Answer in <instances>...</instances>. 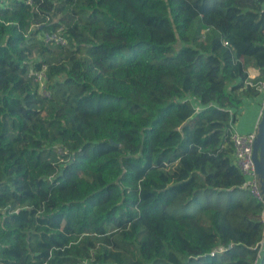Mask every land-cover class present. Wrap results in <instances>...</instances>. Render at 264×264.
<instances>
[{
    "label": "trees",
    "instance_id": "16d2710c",
    "mask_svg": "<svg viewBox=\"0 0 264 264\" xmlns=\"http://www.w3.org/2000/svg\"><path fill=\"white\" fill-rule=\"evenodd\" d=\"M258 82L261 0H0V264H264Z\"/></svg>",
    "mask_w": 264,
    "mask_h": 264
},
{
    "label": "built area",
    "instance_id": "2783aa9c",
    "mask_svg": "<svg viewBox=\"0 0 264 264\" xmlns=\"http://www.w3.org/2000/svg\"><path fill=\"white\" fill-rule=\"evenodd\" d=\"M261 2H262V7L264 9V0H261ZM42 40L46 43L53 45H60V46H63L67 43L66 38L62 34V31L60 32V28L53 32L43 33ZM43 70L44 68H42L40 71L36 73V80L40 83L42 88L44 85ZM250 77L254 78L255 76L250 75ZM256 85L260 90V95L258 97L259 100L258 106H259V116L261 117V113L264 107V82H258ZM257 124L253 127L251 131L246 133H240L235 129H233L232 127L231 140L234 148L233 150L234 164L238 167L240 172L245 176L246 187L250 190V192L257 200L261 201L264 204L263 192L261 191L260 188L261 186L260 179L255 171L253 158H252L253 144L257 132ZM215 252H222V248H218L217 250L212 251L210 254H214ZM93 261H94L93 256H90L89 258L83 259L82 264H93L92 263Z\"/></svg>",
    "mask_w": 264,
    "mask_h": 264
},
{
    "label": "crops",
    "instance_id": "0c3cea01",
    "mask_svg": "<svg viewBox=\"0 0 264 264\" xmlns=\"http://www.w3.org/2000/svg\"><path fill=\"white\" fill-rule=\"evenodd\" d=\"M250 75L256 76V71L250 70ZM258 97L247 99L245 101L243 107L237 113L236 119L232 125L233 129L240 133H246L251 131L253 127L258 123V120L260 118Z\"/></svg>",
    "mask_w": 264,
    "mask_h": 264
},
{
    "label": "water",
    "instance_id": "95a60500",
    "mask_svg": "<svg viewBox=\"0 0 264 264\" xmlns=\"http://www.w3.org/2000/svg\"><path fill=\"white\" fill-rule=\"evenodd\" d=\"M252 158L255 171L260 179V188L263 192L264 200V107L261 113L260 120L257 124V132L253 144Z\"/></svg>",
    "mask_w": 264,
    "mask_h": 264
}]
</instances>
